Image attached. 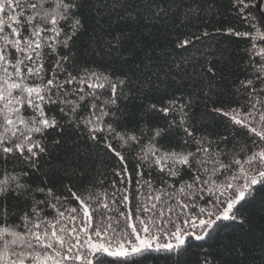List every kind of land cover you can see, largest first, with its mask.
I'll return each mask as SVG.
<instances>
[{"label": "snow or ice", "instance_id": "obj_1", "mask_svg": "<svg viewBox=\"0 0 264 264\" xmlns=\"http://www.w3.org/2000/svg\"><path fill=\"white\" fill-rule=\"evenodd\" d=\"M258 8L254 0H0V264H142L153 253L193 264L194 241L209 244L194 264H264ZM215 16V33L248 38L244 67L227 49L208 59L191 52L192 38L169 37V28H205ZM217 117L228 135L208 131ZM101 147L122 188L113 180L105 191L91 175Z\"/></svg>", "mask_w": 264, "mask_h": 264}, {"label": "trees", "instance_id": "obj_2", "mask_svg": "<svg viewBox=\"0 0 264 264\" xmlns=\"http://www.w3.org/2000/svg\"><path fill=\"white\" fill-rule=\"evenodd\" d=\"M258 0H254V5L257 4ZM224 0H220V4H223ZM262 7L264 10V3H262ZM254 14L259 15L261 14L258 9L254 10ZM234 13H226L224 20L226 23H237L236 21L233 20ZM221 17L215 16L212 18V20L209 22V26L202 28L199 26V21H194L192 25L190 26H184L180 29H171L169 28V37L170 39H174V36H171L170 34L172 32H179L182 34L183 38L184 36H187L188 38L193 39V43L195 45L194 48H191V52L199 56V53H196V49H201L202 51L209 53L210 55L208 56V59H215L217 58V49H227L229 52L236 53L234 59L241 64V67H244L247 63V57L245 56L243 60H241L240 52H242L244 49L250 47V43L248 42V38H240V37H228L225 35L217 34L215 33V28L219 27L218 24H216L217 20H220ZM241 30H247L246 26L242 28ZM203 31H208L209 33H212L211 36L209 37H203L201 36V33ZM193 33H195L196 36H201V40L197 41L193 37ZM165 35L164 30H161V43L167 45L169 49H171V44L168 43L167 40L163 39V36ZM256 43H260L259 41H255ZM211 54H217V55H211ZM183 55H189V53H183ZM239 74V73H237ZM235 77H233L234 79ZM241 78H243L241 76ZM230 128L226 127L225 122L222 118L217 117L215 122L209 126L208 131L209 132H214V133H219L221 135H228L230 132ZM231 138V137H230ZM114 146L117 148V150H122L121 146L119 144H116L114 142ZM223 147V145H222ZM100 155L99 158L97 159L91 175L96 177V182L99 183L100 181H103L104 183V190L105 191H112V184L111 182L113 180L117 181V187L122 188L123 185L119 183L118 178L114 175L113 172V161L115 158L109 154L106 153L103 148L101 147L98 149ZM136 151H139V149H136ZM123 154L126 156V159L129 161L134 160L135 153H129V151L124 150ZM115 166L118 168L119 167V162H115ZM132 168V163H129V170ZM227 175V174H226ZM222 179V178H221ZM65 183H69V181H65ZM129 187L134 188L135 184L129 185ZM56 194L60 195L59 189H56ZM64 196L68 197V207H73L76 206V202L71 198V196L68 195V193L65 191L63 193ZM201 206H203L201 202ZM59 207V205H58ZM63 210V209H61ZM122 210V208L120 209ZM45 214L48 216L49 219H52L55 216V212L52 209H46ZM109 215L113 216V224L115 226V220L119 219L118 216L114 212L109 213ZM18 223V221H17ZM138 223V222H137ZM121 226H123V220H121ZM163 242V241H161ZM209 248V244L205 243L203 241H194L192 243V247L190 252L188 253V256L186 259H188L190 262H193L196 260V253H202L203 251L207 250ZM163 253H153L152 257L147 260L142 261V264H170V261L166 260L164 258ZM253 256H259L260 253L258 250H254L252 253Z\"/></svg>", "mask_w": 264, "mask_h": 264}, {"label": "water", "instance_id": "obj_3", "mask_svg": "<svg viewBox=\"0 0 264 264\" xmlns=\"http://www.w3.org/2000/svg\"><path fill=\"white\" fill-rule=\"evenodd\" d=\"M257 4H259V10L261 13H264V10L262 9V3H260V0L257 1Z\"/></svg>", "mask_w": 264, "mask_h": 264}, {"label": "rangeland", "instance_id": "obj_4", "mask_svg": "<svg viewBox=\"0 0 264 264\" xmlns=\"http://www.w3.org/2000/svg\"><path fill=\"white\" fill-rule=\"evenodd\" d=\"M262 9H263V7H262ZM258 10H259V8H258ZM259 12L261 13V11L259 10Z\"/></svg>", "mask_w": 264, "mask_h": 264}]
</instances>
